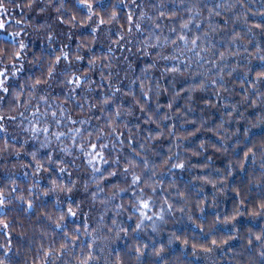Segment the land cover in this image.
<instances>
[{
    "label": "snow or ice",
    "instance_id": "6c2138e0",
    "mask_svg": "<svg viewBox=\"0 0 264 264\" xmlns=\"http://www.w3.org/2000/svg\"><path fill=\"white\" fill-rule=\"evenodd\" d=\"M10 7L21 12L12 31ZM0 32V264L22 249L11 234L27 237L13 214H35L48 241L33 264H124L110 244L126 239L133 264H170L173 245L185 255L190 238L168 226L185 219L204 233L192 254L210 258L241 238L238 218L264 219V5L249 16L244 0H0ZM30 67L38 74L26 76ZM249 107L241 157L233 144ZM245 180L258 192L251 209ZM228 192L232 211L209 223L206 210ZM256 227L248 264H264Z\"/></svg>",
    "mask_w": 264,
    "mask_h": 264
},
{
    "label": "trees",
    "instance_id": "16d2710c",
    "mask_svg": "<svg viewBox=\"0 0 264 264\" xmlns=\"http://www.w3.org/2000/svg\"><path fill=\"white\" fill-rule=\"evenodd\" d=\"M244 3L246 5V7L249 9V16L252 15V12L258 13V10H260L262 8V5L258 2V0H252L251 3L249 2V0H244ZM237 10H239V9H237ZM120 15L122 18L121 23H123L124 22L123 21L124 13L120 12ZM228 15H231V13H229ZM5 17H4V20L6 21L7 18L5 19ZM32 17L30 20L33 19ZM37 23H38V21H37ZM116 27H119V25H116ZM230 27H231V25H230ZM12 29L17 30L16 26L12 27ZM10 31H12V30H10ZM29 31H31V29H29ZM81 34L87 35V32H84L83 30H81L80 32L77 33V36L73 38V47H75V39L78 38V36ZM262 38H264V37H260V36L256 37L257 40H260ZM28 39L30 42V50L33 52L39 53L40 49H41L40 40L37 39L35 36L29 37ZM33 40L35 41L34 43L31 42ZM96 48H97V50H99L100 45L98 44L96 46ZM117 55H120V53L118 52ZM38 72H39L38 68L30 67L29 71L26 72L25 75L27 76V75L32 74V73L38 74ZM245 115L247 117V120H242V121H240V124H239L240 142H239V144H233V147L237 151H239L241 157L243 156V152L246 150L243 128L245 126H248V123H247L248 120H254L255 119V114L253 113V109L250 107L245 112ZM236 127H237V125L235 123H233L232 129L234 130ZM251 131L253 133L257 134L256 136L253 137V142L258 144L259 143V133L261 131L260 128H253V129H251ZM213 139H215V138H213ZM251 143L252 142H249L247 146L250 147ZM211 154H212V152L210 149L208 155H211ZM217 156L219 157V154H217ZM232 158L235 159V157H232ZM226 163H227V159H225L223 157H220V158L216 159V161H215L216 167H221V168ZM237 172H239V169H237ZM234 183H240V176L239 175L236 176V180L234 181ZM240 186L242 189V196L247 197L248 200L250 201V203L247 204V207L249 209H251L253 207L252 202L255 201L256 199H258V192L255 190L248 191V189L246 188V180H245V183L241 184ZM207 191L209 193V203H211V186L207 187ZM233 196H234V194L232 192L226 193L225 196L219 197L217 207H215V208L209 207L206 210L205 216L208 218L209 223L211 222V219L214 218L215 213L217 211H219L222 216L226 212L230 213L232 211V209L234 207ZM84 210L88 211L87 208H85ZM95 215L98 217V213H96ZM9 219L13 220L14 223H18V222H21L23 220V223L25 224V227L27 229V237L23 241H20L19 236L15 232H13L11 234L13 237V252H16L17 246L19 244H22V249L20 251V254L18 256L12 257V264H24L25 257H27V264H33V260L36 256L37 249L40 247L41 243L46 244L48 242L47 240H44L40 235L39 229L41 228V225L36 223V219H37L36 215L33 214L30 217V219H23V217L15 216V214H13L12 216L9 217ZM108 222L110 223V220ZM197 223H199V221H197ZM236 224H237V229L239 230L241 238L229 241V244L225 245L223 247L222 252L218 251V254H213L214 255L213 261H211L209 264H248L249 253L247 251H245V246L247 245V239H246L247 229L249 227H252L253 224H256L257 227L254 230L259 231V226H264V219H258L256 221H252V220H250V218L247 215H245L244 217L238 218ZM30 225H34L36 230L34 231L33 227H31ZM204 227H205V233H207L209 231L208 223H206ZM227 227L230 228L231 225H229ZM176 228L181 229V232L178 234H180L182 237L186 235L190 238V240H189V245L186 249L185 255L181 254L182 245L180 244L179 241H177L173 245V248L175 249V251L172 252L171 255L169 256L170 264H205V261H201V259L200 260L197 259V256H199L200 254L203 255L204 253L201 252L198 248L197 249L198 255L194 256L192 254V247H191V244L197 240L200 243L204 242V233H201L198 228H196L195 231H193V229L195 228V225L191 224L189 221H187V219H185L183 221V223H181V224H175V225L170 224L168 226V229L174 230ZM224 229H225L224 225H216L213 235L217 238H219V237L226 238V232L224 231ZM166 235H167V229L165 232V236ZM82 238H84V237H82ZM211 238H213V237H208L209 243H210ZM6 239H7L6 237L0 238V243H4ZM49 239H51V233H49ZM30 240L32 241L31 244L29 242ZM98 243L102 247H104V255L106 256L107 252H108L109 245L103 241H98ZM133 244H134L133 240L126 239V240L115 241V242L110 244V247L115 248L118 252H121L124 264H133V262L127 256L123 255V253L127 251L128 246L133 245ZM97 253L99 254V249H97ZM177 258H179V259H177ZM111 259L115 260V255H113L111 257ZM145 259H146V264H147L148 258H145ZM99 264H105V260L103 258H101L99 261Z\"/></svg>",
    "mask_w": 264,
    "mask_h": 264
},
{
    "label": "rangeland",
    "instance_id": "374dc122",
    "mask_svg": "<svg viewBox=\"0 0 264 264\" xmlns=\"http://www.w3.org/2000/svg\"><path fill=\"white\" fill-rule=\"evenodd\" d=\"M36 13L35 12H30V13H27L26 16H25V21H30L31 17H36ZM21 16V12L19 9H15V10H12L11 7H10V10H9V13L8 15H6L5 19H6V26H8V30H13L12 27L16 26L15 25V20L16 19H19ZM16 17V18H15ZM32 17V18H33ZM38 21V23H42L43 20L40 19V18H37L36 22ZM13 23V24H12ZM5 33L3 32H0V36H4ZM213 258H214V255L213 257H210V258H206V256L203 254H200L199 256H197V259H201V261H205V264H209L211 261H213Z\"/></svg>",
    "mask_w": 264,
    "mask_h": 264
},
{
    "label": "clouds",
    "instance_id": "9594fccd",
    "mask_svg": "<svg viewBox=\"0 0 264 264\" xmlns=\"http://www.w3.org/2000/svg\"><path fill=\"white\" fill-rule=\"evenodd\" d=\"M249 2L251 3L252 0H249ZM258 2H259L261 5H264V0H258Z\"/></svg>",
    "mask_w": 264,
    "mask_h": 264
}]
</instances>
